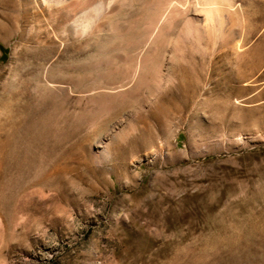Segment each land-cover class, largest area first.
<instances>
[{"label": "rangeland", "instance_id": "1", "mask_svg": "<svg viewBox=\"0 0 264 264\" xmlns=\"http://www.w3.org/2000/svg\"><path fill=\"white\" fill-rule=\"evenodd\" d=\"M236 1L242 20L234 31H243V46L251 48L264 36V6ZM135 3L122 12H150ZM29 6V0H0V264H264V98L239 106L254 115L242 123L227 122L230 114L210 110L201 97L191 111L193 99L174 85L165 89L174 98L148 99L144 113L93 109L81 117L71 109L56 122L58 133L38 141L53 155L30 164L28 145L38 144L29 138L30 121L39 117L34 70L86 60L95 50L37 45L27 28L42 14ZM208 47L207 93L226 99L219 70L228 71L234 56L219 43ZM114 48L98 54L102 65L130 70L136 49ZM258 86H247L257 87L247 100L259 95ZM124 99L129 106L139 102ZM119 131L129 140L119 142ZM105 141L112 142L110 154L98 161Z\"/></svg>", "mask_w": 264, "mask_h": 264}, {"label": "bare ground", "instance_id": "2", "mask_svg": "<svg viewBox=\"0 0 264 264\" xmlns=\"http://www.w3.org/2000/svg\"><path fill=\"white\" fill-rule=\"evenodd\" d=\"M29 1L32 12L42 14V18L34 19L27 28L28 34H36L34 40L37 45L54 41V44L61 45L58 47L56 44L57 49L64 47L66 50L70 47L76 54L88 48L95 50L86 60L69 63L58 60V63H43L34 70L37 78L32 76L31 79L36 99L33 112L39 113V117L34 116L30 121V130L34 131V134L29 136L31 141L38 143L54 130L58 133L56 122L58 123L71 109L81 117L93 109L106 112L131 107L138 112H147L148 99L161 103L167 97L174 98L175 93L165 92L169 85H174L177 93H181L184 98L193 99L191 111L196 109L201 97L209 104L210 110L213 108L220 113L230 114L226 118L227 122L235 118L239 119L240 123L248 122L254 115L244 114L239 106L244 105V101L258 102L264 98V36L251 48L243 46V31L238 34L234 31L238 21L242 20V5L236 0ZM133 2L139 3L150 12H122L123 8L126 10L125 6L133 7ZM249 2L264 6V0ZM118 15L119 18L112 19ZM226 19L231 23L228 30L225 29ZM262 20L264 22V18ZM178 28L181 29L180 33ZM103 34L107 35L106 38ZM204 39L209 41L206 47L202 45ZM104 40L107 41L103 44ZM217 43L221 51H226L227 55L232 54L235 59L230 63L232 67L228 71L219 70L226 83L219 91L226 94V99L207 93L209 87L206 80L209 81L211 71L208 73L203 69L202 55L210 53L208 46L214 47ZM127 45L136 49L130 70L112 66L108 61L102 65V60L97 57L103 51L114 47L120 49L119 47ZM44 56L46 55H43V58ZM183 79H186V85L181 92ZM232 81L234 83L230 84ZM249 85H259L262 91L260 89V92H257L259 95L256 98L247 100L246 93L257 89H250L247 87ZM126 97L138 98L139 102L135 105H125L123 103ZM82 99L85 101H81ZM69 102H73V106L69 105ZM113 132L118 134L116 130ZM113 132L112 136L115 135ZM57 133L55 137L58 136ZM128 135L119 131V142H125ZM109 137L107 139L111 141ZM111 143L105 141L100 153L94 155L98 161L110 154ZM32 146L33 143H29L25 154L26 159L32 158L29 162L37 157L45 160L53 155V152L46 151L44 142L38 143L36 148ZM93 148L90 145V151H93ZM31 162L30 164H33ZM246 264L251 263L247 261Z\"/></svg>", "mask_w": 264, "mask_h": 264}]
</instances>
